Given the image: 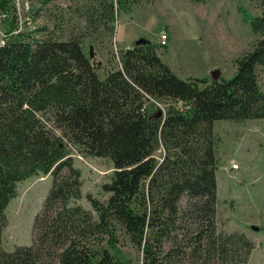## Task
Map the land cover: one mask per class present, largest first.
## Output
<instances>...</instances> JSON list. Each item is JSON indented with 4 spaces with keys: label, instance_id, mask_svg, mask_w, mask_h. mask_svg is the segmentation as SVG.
I'll list each match as a JSON object with an SVG mask.
<instances>
[{
    "label": "trees",
    "instance_id": "16d2710c",
    "mask_svg": "<svg viewBox=\"0 0 264 264\" xmlns=\"http://www.w3.org/2000/svg\"><path fill=\"white\" fill-rule=\"evenodd\" d=\"M49 1L39 0L33 18ZM256 1L259 14L244 12L256 40L234 74L183 79L153 42L125 48L101 69L80 37L65 39L45 25L20 28L16 3L0 0V14H8L0 42V264H126L103 244L119 230L142 250L144 264H169L187 247L206 264L215 256L246 260L250 240L217 231L214 124L264 117V0ZM148 96L169 106L148 109ZM73 151L106 157L115 168L103 184L108 199L88 195L91 210L72 204L82 196ZM38 173H51L53 183L34 220V241L7 250L6 208L18 182ZM182 216L195 224L184 238L176 232ZM166 241L173 245L167 251Z\"/></svg>",
    "mask_w": 264,
    "mask_h": 264
},
{
    "label": "rangeland",
    "instance_id": "374dc122",
    "mask_svg": "<svg viewBox=\"0 0 264 264\" xmlns=\"http://www.w3.org/2000/svg\"><path fill=\"white\" fill-rule=\"evenodd\" d=\"M13 1L20 28L45 25L48 31L65 39L80 37L84 52L101 69L116 64L122 50L145 37L156 45L162 60L183 79H212L214 75L230 78L235 71L236 59L256 40L244 12L260 13L256 0H123L124 3L120 0H50L40 16L33 18L39 0ZM111 3L112 9H105ZM104 11L109 18L105 17ZM7 17V13L0 14V42L4 40L7 24L4 19ZM163 34L167 36L166 43L161 42ZM260 83L264 91L262 76ZM180 102L174 103L180 105ZM156 104L169 106L153 97L146 101L148 109ZM214 130L218 136L217 231L244 234L252 246L244 262L238 263V259L223 262L215 256L207 264H264V117L238 122L216 120ZM160 153L159 150L158 155ZM72 156L74 166L81 170L82 191L81 198L72 204L80 203L91 210L88 195L103 202L108 199L110 192L104 190L103 184L111 180L114 165L106 157L83 155L77 151H73ZM52 183L51 173H38L18 182L17 195L6 208L8 223L2 234L5 249L13 250L17 245L33 243L34 220L37 214L44 212ZM186 202L184 196L181 212ZM189 220L186 216L178 219L182 228L176 232L180 238L185 236V227L189 232L195 227ZM103 244L126 264H144L142 250L137 249L122 230L117 232L116 239L107 238ZM171 246L172 243L166 241L164 250ZM244 252L241 246L239 258ZM169 264L206 263L191 254L187 247L184 255L173 257Z\"/></svg>",
    "mask_w": 264,
    "mask_h": 264
},
{
    "label": "water",
    "instance_id": "95a60500",
    "mask_svg": "<svg viewBox=\"0 0 264 264\" xmlns=\"http://www.w3.org/2000/svg\"><path fill=\"white\" fill-rule=\"evenodd\" d=\"M148 42H149V40H148L147 38L142 37V38L137 39V40L135 41V44L138 45V44H141V43H148ZM213 78L215 79V78H217V76L214 75Z\"/></svg>",
    "mask_w": 264,
    "mask_h": 264
},
{
    "label": "built area",
    "instance_id": "2783aa9c",
    "mask_svg": "<svg viewBox=\"0 0 264 264\" xmlns=\"http://www.w3.org/2000/svg\"><path fill=\"white\" fill-rule=\"evenodd\" d=\"M162 37H163V40L161 41L162 43H166V40L165 39H167L166 37V34H163L162 35ZM180 105H181V102H180ZM161 108H162V110L164 111L165 110V107H163V106H160Z\"/></svg>",
    "mask_w": 264,
    "mask_h": 264
}]
</instances>
